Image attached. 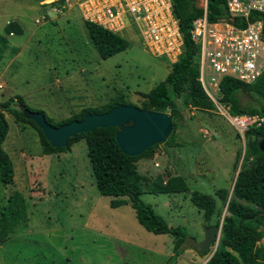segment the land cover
<instances>
[{
	"label": "rangeland",
	"instance_id": "1",
	"mask_svg": "<svg viewBox=\"0 0 264 264\" xmlns=\"http://www.w3.org/2000/svg\"><path fill=\"white\" fill-rule=\"evenodd\" d=\"M39 2L0 0V35L6 40L4 48L0 44V103L19 96L28 108L42 111L53 122L84 108H101L116 97L139 109L145 100L141 94L170 71L163 59L154 58L130 36L131 31L120 36L128 42L125 51L100 59L77 10L59 12L61 3ZM9 22L17 23L22 34L6 36L3 29ZM202 90L210 108H201L187 88L175 99L177 145L156 144L150 157L134 164L144 192L153 181L177 177L188 192L214 199L215 212L204 222L188 193L140 195L168 227L184 228L187 240L194 242L201 241L203 225L221 222L225 205L215 192L224 189L230 194L243 153L250 149L229 124L220 93ZM238 104L264 107V94H241ZM4 118L8 130L1 146L13 178L0 185V211L18 192L26 218L0 243V264H164L172 255L171 236L146 232L128 204L111 209L114 198L99 195L83 140L45 155L31 126L7 113ZM252 160L248 158V167ZM185 245L174 264H204L212 251L210 246L199 255L189 241Z\"/></svg>",
	"mask_w": 264,
	"mask_h": 264
},
{
	"label": "trees",
	"instance_id": "2",
	"mask_svg": "<svg viewBox=\"0 0 264 264\" xmlns=\"http://www.w3.org/2000/svg\"><path fill=\"white\" fill-rule=\"evenodd\" d=\"M197 0H171L172 15L178 22L182 36V52L175 64L170 67L164 79L150 89L144 98L141 110L167 113L171 117V128L164 141L168 146H176L174 142L176 123L179 117L175 107V99L185 88L191 99L203 108H210V102L204 96L200 83L197 81V47L189 38L191 22L200 17L201 9L196 6ZM222 0H207L206 17L210 22L225 17ZM259 18L251 14L248 18L253 21ZM263 22L264 17L259 18ZM235 25L236 20L233 22ZM88 38L102 60L125 51L128 42L121 37L111 34L101 28L84 22ZM6 36L21 35L22 29L15 22H9L3 29ZM0 44L5 47V37L0 35ZM218 92L227 114L235 115H264V107H245L238 104L241 94H264V73L251 84H242L230 78H222L218 84ZM126 105L121 97H116L111 103L101 108H84L71 117L53 122L42 111L28 108L21 97L13 96L0 103V185L6 186L12 182L13 170L10 159L2 149L8 126L4 113L13 116L16 122L27 124L33 128L39 139L42 152L45 155L67 150L71 144L84 141L91 175L100 196L114 198L109 202L111 209L129 205L134 212L137 223L148 233L153 235H168L173 238L172 255L164 264H174L178 256L186 249L187 234L184 228L168 227L163 219L157 215L150 205L142 202V194H179L188 193L190 204L202 214L204 222L210 220L215 212L214 199L198 191L188 192L185 182L177 177H171L166 182L153 181L147 191L141 189L142 179L136 172L135 163L141 158L150 157L155 145L149 147L142 154L128 157L121 153L114 141L117 128H96L88 133L78 134L67 140L64 148H51L32 120L23 115V111L37 112L44 116L45 122L53 127L67 124L71 121H81L87 114H103L115 106ZM137 108V107H136ZM264 136V122L260 127H250L243 133L246 139L245 148L235 176L230 194L224 189H218L215 194L225 205V213L221 219L219 237L215 251L204 264H264V159L257 149V143ZM254 137L252 141H249ZM252 157L248 167V158ZM246 160V161H245ZM116 198V199H115ZM125 198V199H119ZM220 213V212H219ZM25 204L20 193L14 192L8 199L6 208L0 211V243L11 234L15 227L25 220ZM218 225V222L215 226Z\"/></svg>",
	"mask_w": 264,
	"mask_h": 264
},
{
	"label": "built area",
	"instance_id": "3",
	"mask_svg": "<svg viewBox=\"0 0 264 264\" xmlns=\"http://www.w3.org/2000/svg\"><path fill=\"white\" fill-rule=\"evenodd\" d=\"M225 17L210 22L207 0H197L200 17L191 22L190 41L197 47L201 88L215 89L222 78L251 84L264 73V0H222ZM58 5L65 12L73 7L83 22L121 36L137 37L154 58L168 66L182 52V36L172 15L171 0H40L39 5ZM251 14L259 18L249 21ZM236 20V25L233 23ZM38 20L36 21V23ZM207 93V91H205ZM229 124L241 138L250 127H260L264 115H228Z\"/></svg>",
	"mask_w": 264,
	"mask_h": 264
},
{
	"label": "water",
	"instance_id": "4",
	"mask_svg": "<svg viewBox=\"0 0 264 264\" xmlns=\"http://www.w3.org/2000/svg\"><path fill=\"white\" fill-rule=\"evenodd\" d=\"M23 115L39 128L51 148H64L69 138L96 128H117L114 134L115 144L128 157L139 156L149 147L163 143L171 128L169 114L145 111L128 105L115 106L103 114H87L81 121H71L58 127L47 124L40 113L24 110ZM257 149L264 159V136L258 141ZM261 184L264 186V177ZM220 224L221 222L216 226L203 225V236L199 242L188 238L197 254H206L212 246L208 259L212 256L219 237Z\"/></svg>",
	"mask_w": 264,
	"mask_h": 264
},
{
	"label": "crops",
	"instance_id": "5",
	"mask_svg": "<svg viewBox=\"0 0 264 264\" xmlns=\"http://www.w3.org/2000/svg\"><path fill=\"white\" fill-rule=\"evenodd\" d=\"M9 36H13V35H9ZM167 74V73H166Z\"/></svg>",
	"mask_w": 264,
	"mask_h": 264
}]
</instances>
